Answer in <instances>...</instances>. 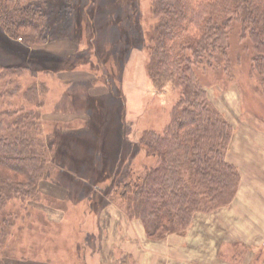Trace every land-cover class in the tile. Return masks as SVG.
Segmentation results:
<instances>
[{
    "label": "trees",
    "instance_id": "trees-1",
    "mask_svg": "<svg viewBox=\"0 0 264 264\" xmlns=\"http://www.w3.org/2000/svg\"><path fill=\"white\" fill-rule=\"evenodd\" d=\"M147 7L155 22L147 36L145 68L156 90L170 86L177 98L161 131L145 129L138 136L139 149L152 160L133 168L127 156L126 167L112 173L104 194L116 198L127 216L139 219L147 235L158 239L184 230L195 212L227 205L236 193L240 174L225 156L235 127L209 99L196 70L225 60L230 27L238 24L241 39L252 45L250 70L264 96V0H148ZM47 14L36 0H0V36L29 46L25 56L43 52L40 46L51 30ZM13 53L8 57L0 49V264H8L3 245L28 243L31 247L24 248L30 250L34 243L25 237L30 227L39 223L35 228L46 231L49 226L51 219L38 204L51 205V197L40 184L56 165L52 148L58 150L61 138L72 140L68 134L75 130L68 127L73 121L50 128L44 122L46 127L39 128L36 81L26 90L34 103L11 100L21 93L18 78L25 72L52 78L59 69H53L51 58L37 63ZM82 188L81 193H89V183Z\"/></svg>",
    "mask_w": 264,
    "mask_h": 264
},
{
    "label": "rangeland",
    "instance_id": "rangeland-1",
    "mask_svg": "<svg viewBox=\"0 0 264 264\" xmlns=\"http://www.w3.org/2000/svg\"><path fill=\"white\" fill-rule=\"evenodd\" d=\"M147 1L36 0L49 12L51 30L40 46L43 52L26 56L37 63L51 58L53 69H59L52 78L42 72H25L18 78L21 93L11 100L34 103L26 90L36 81V100L41 103L39 128L73 121L68 127L75 130L68 134L72 140L61 138L58 150L52 148L51 159L56 165L40 184L41 192L51 197V205L38 204L51 219L49 226L46 231L35 228L39 223L30 227L31 235L25 234L28 242L34 243L30 250L24 248L31 247L28 243L22 247L3 245L8 264H76L73 247L66 246L82 235L78 230L83 225L91 227L93 222L89 215L83 219L79 214L82 205L72 208L75 204H63L62 199L61 204L53 202L56 199L50 194L51 184L76 178L89 183L90 214L101 206L93 202L96 192L111 188L112 173L126 167L127 156V166L133 168L152 160L139 149L138 136L145 129H163L169 122L177 91L170 86L156 90L147 74V36L155 22ZM26 47L29 46L15 45L5 35L0 36V49L8 57L17 52L16 57L26 58ZM252 54L250 41L242 40L239 25L232 24L227 59L217 66H201L196 74L209 99L235 127L225 156L229 153L228 159L253 180L250 202L258 204L264 200V96L256 89L258 78L250 70ZM87 147L92 150L90 154ZM78 187L75 196L83 185ZM110 199L123 208L116 198ZM54 208L65 214L64 220L53 219ZM55 235L62 240L59 247H52ZM14 248L26 257L20 258L22 255ZM88 248L75 247L80 260L93 251Z\"/></svg>",
    "mask_w": 264,
    "mask_h": 264
},
{
    "label": "crops",
    "instance_id": "crops-1",
    "mask_svg": "<svg viewBox=\"0 0 264 264\" xmlns=\"http://www.w3.org/2000/svg\"><path fill=\"white\" fill-rule=\"evenodd\" d=\"M237 168L240 179L230 203L208 212H195L184 230L166 232L158 239L149 237L141 221L127 216L103 191L96 192L93 201L101 206L88 214L90 190L75 196L78 185L84 182L57 181L51 184L50 194L56 204L62 199L63 204H75L72 208L82 205L79 214L83 219L89 215L93 222L91 227L83 225L78 230L82 235L66 246L73 247L72 254L79 262L76 264H264V200L250 202L253 180L240 166ZM58 210L53 209L57 222L65 219ZM59 242L62 240L55 235L52 247H59ZM75 247L92 248L95 254L90 250L80 260Z\"/></svg>",
    "mask_w": 264,
    "mask_h": 264
}]
</instances>
